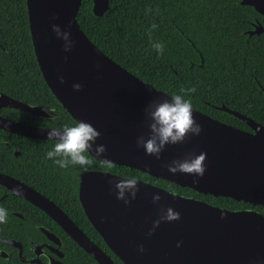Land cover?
<instances>
[{
  "label": "water",
  "instance_id": "95a60500",
  "mask_svg": "<svg viewBox=\"0 0 264 264\" xmlns=\"http://www.w3.org/2000/svg\"><path fill=\"white\" fill-rule=\"evenodd\" d=\"M91 2L96 17H102L109 9L110 0ZM240 4L254 6L264 15V0H241ZM80 5L81 0H26L28 25L44 82L75 122L85 120L99 130L97 143L106 146L104 156L114 165L196 193L264 207V126L221 107L246 123L251 129L248 132L193 109L202 127L199 135H190L183 143L166 145L159 160L145 155L136 144L137 136L147 134L144 107L151 100L169 95L125 70L86 37L76 19ZM53 24L70 31L75 40L71 51L63 50ZM60 75L64 77L63 84L57 79ZM74 82L82 87L73 89ZM0 104L34 117L45 112L41 107L3 94ZM0 129L51 140L47 137L49 129L1 116ZM200 152L206 154V170L197 183H193L192 175L168 172L166 165L171 160ZM94 155L91 157L102 162ZM119 178L124 176L84 172L79 177L77 195L87 220L122 264H264V216L260 212L228 210L140 179L135 199L125 205L115 195L114 183ZM0 185L45 211L98 264H116L63 211L31 187L1 173ZM155 192L161 196L157 204L151 199ZM169 206L180 213L179 220L162 221L149 236L152 221ZM140 244L143 252L137 249Z\"/></svg>",
  "mask_w": 264,
  "mask_h": 264
},
{
  "label": "trees",
  "instance_id": "16d2710c",
  "mask_svg": "<svg viewBox=\"0 0 264 264\" xmlns=\"http://www.w3.org/2000/svg\"><path fill=\"white\" fill-rule=\"evenodd\" d=\"M234 2L239 3L231 5ZM240 2L241 0H110L105 14L96 17L91 11V0H81L76 19L86 37L101 52L141 81L169 96L178 93L182 87H195L196 92L192 94L193 109L243 130L242 121L214 108L224 105L264 126V95L258 93V89L239 88L238 84L243 74L240 57L244 52L253 50L252 54L245 56L252 60L251 67L255 70L252 76L264 87V33L253 39V47L245 44L243 37L232 39L233 32L224 29L233 24V14L237 10L242 15L244 13L245 18L248 17L246 12L253 13L247 6L240 5ZM217 3H227L228 7H221ZM152 24H156V27L151 28ZM157 40L164 43V50L159 55L151 46ZM0 45V89L13 97H17L16 88L22 91L23 94L20 95L23 96L32 91L37 95L42 94L56 108V117L60 118L58 113L61 115L59 126L75 123L53 96L40 73L31 43L26 0H0ZM24 99L31 101L27 97ZM5 138L10 141L9 137ZM50 144L52 145V141ZM3 145L1 142L0 147ZM36 145L25 150L20 158H13L5 148L0 149L2 158H5L0 160V171L4 170L16 178H24L20 172L30 170L32 167L28 165L33 163L31 158L36 156H40L38 158L41 162L51 164L47 171L54 173L59 170V166L54 165L51 159L42 157L41 151L32 152ZM90 160L91 163L86 168L77 165L80 170L74 175L77 184L80 175L87 171L135 176L168 191L215 206L228 210L254 209L264 216V207L259 205L196 193L128 167L114 164L107 166L91 156ZM74 166L70 165L69 169L73 170ZM67 180L52 183L51 187L44 190L53 197H75L70 204L78 208V213L75 212L76 218L72 221L116 264H122L87 220L78 201V186L76 191L73 189L72 179L69 182ZM72 244L77 247L75 243ZM79 250L86 261L98 264L85 251Z\"/></svg>",
  "mask_w": 264,
  "mask_h": 264
},
{
  "label": "flooded vegetation",
  "instance_id": "af4514ba",
  "mask_svg": "<svg viewBox=\"0 0 264 264\" xmlns=\"http://www.w3.org/2000/svg\"><path fill=\"white\" fill-rule=\"evenodd\" d=\"M238 3L239 2H234L231 3V5ZM217 5H220L221 7H228L227 3H217ZM255 5L260 7V3ZM242 6H247V8H250L253 13L246 12L245 14L248 17L245 18L244 13L242 15V12L237 10L233 14V17L235 18L233 20V24L224 27V29L226 31L233 32V34H231L232 39L243 37L245 44L254 47L253 39L264 33V15L256 10L254 6ZM219 28L223 30L221 26H219ZM252 52L253 50L251 52H244L243 56L240 57L242 62L241 72H243V74H241V77L238 80L239 88L258 89V93L264 95V87L258 82V80H256L255 77L252 76L255 71L251 67L252 60L250 57L245 56H249V54H252ZM245 65L249 68H246ZM5 93L6 92L0 89V94L6 95L13 100L18 99L17 101L26 104L34 101L31 103L33 104L32 106L41 107L45 112H41L36 115V117H34L28 112H20L11 108L3 107L2 104H0L1 117L43 129L59 127V119L61 118V115L58 113L60 118L56 117V108L54 105L49 103L47 98L42 97V94L37 95L36 92L32 91L23 96L20 95L23 93L21 90H19V88H16L15 95H17V97H13L10 94ZM22 97L23 99H21ZM24 97L29 98L31 101H26ZM37 99H39L40 102H37L39 101ZM221 107L225 106H214V108L227 113V115L232 116L233 118L235 117L234 115L222 110ZM239 114L251 119V117H248L247 115L241 113ZM52 116L54 118L51 119ZM236 118L237 117H235V119ZM239 120L242 121L241 119ZM242 129L248 132L251 131L250 127L244 122ZM0 131H2V133H0V141L5 145L0 147V149H7L13 158L22 157L25 153V150H28L33 144H37L35 147H33L32 152L41 151L43 154L42 157L45 159V153L52 147L50 144L52 140L24 137L2 129H0ZM4 136L7 138L9 137L10 141ZM38 157L40 156L31 158L33 163L28 165V167H32L30 170L20 172V175L29 181H25L22 177H13L4 170L0 171V173L31 187L33 190L44 196L47 200L55 204L71 220H74L76 218V213H78V208L71 206L70 202L71 199L74 200L75 197L70 198L68 195H57L54 197L49 196L47 191L44 189L51 187L50 184L58 183L60 180L66 182V179H68L67 182H69V179H72L73 189L77 191V186L79 184H77V178L74 179V175L77 172H80V170H78L79 167L75 165L73 170H70L69 166L67 168L59 167V170L52 173L51 171L46 170L51 164L46 161L41 162V159ZM0 160H5V158H2L1 153ZM12 165L13 162L10 163L11 167ZM0 207L6 208L9 214L7 222L0 225V264H91L90 262L86 261V258L80 252V247L68 236V234L54 219H52L45 211L41 210L33 203L14 194L11 189L4 185H0ZM72 243H75L77 247H75Z\"/></svg>",
  "mask_w": 264,
  "mask_h": 264
},
{
  "label": "clouds",
  "instance_id": "9594fccd",
  "mask_svg": "<svg viewBox=\"0 0 264 264\" xmlns=\"http://www.w3.org/2000/svg\"><path fill=\"white\" fill-rule=\"evenodd\" d=\"M155 27L156 24L151 25V28ZM52 29L63 42V50L71 51L75 40L70 31L67 28L62 30L57 24H53ZM151 46L158 55L164 50L162 41H153ZM57 79L61 84L64 83L62 75ZM72 87L79 90L82 85L74 82ZM195 92V87H182L178 93H172L164 99L151 100L145 105L147 134L136 137V144L143 148L145 155L159 160L166 145L183 143L190 135L197 136L201 133V124L193 115L192 94ZM99 136V130L85 120L52 127L47 131V137L52 140V147L45 153V157L51 159L52 163L60 168H67L70 165L86 168L91 163L90 156L94 153V156L100 158L102 163L111 166L112 161L104 156L106 146L103 143H97ZM205 157L204 152L188 154L184 158L171 160L166 167L171 174L179 172L192 175L193 183H197L198 178L202 177L206 170ZM114 189L116 198L127 205L130 200L135 199L139 191L138 180L135 176L116 179ZM151 199L153 204H157L161 200L159 192L153 193ZM8 215V210L0 207V225L7 222ZM179 218L178 211L170 206L165 208L162 215L152 221V228L149 229L148 235L150 236L162 221L171 222ZM177 246L179 247V242ZM137 249L139 252L144 251L142 244L137 245Z\"/></svg>",
  "mask_w": 264,
  "mask_h": 264
}]
</instances>
